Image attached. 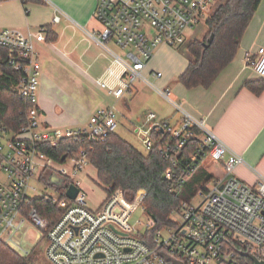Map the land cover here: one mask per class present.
Instances as JSON below:
<instances>
[{"label": "built area", "instance_id": "1", "mask_svg": "<svg viewBox=\"0 0 264 264\" xmlns=\"http://www.w3.org/2000/svg\"><path fill=\"white\" fill-rule=\"evenodd\" d=\"M216 1L96 0L94 17L101 25L96 33L98 39L103 45L113 41L127 49L124 59L113 55L106 75L97 84L106 88L105 78L114 75V67L120 64L124 68L119 77L121 86L109 89L114 97L120 98L129 92L135 82L146 81L143 70L156 48L184 44L186 30L201 23ZM59 18L55 15L53 20L57 22ZM36 34L45 39L43 28ZM0 46L7 48V62L19 73L16 91L32 103L19 130L7 129L0 121V244L8 245L5 235L15 229L17 219H22L41 231L40 240H46L47 264H173L161 252L183 264H250L251 260L242 253L264 259V178L260 177L255 184L236 178L234 169L242 162L241 157L212 132L204 119L182 111L179 128L163 120L137 131L145 151L153 145L151 130L165 131L167 137L160 153L171 163L163 175L171 191L180 188L186 176L207 158L222 170L221 175L198 185L190 200L182 201L173 209L172 222L157 230L147 244L143 239L145 233H135L127 223L133 208L141 205L144 192L139 191L135 202L130 204L118 188L102 206L92 210L79 181L75 180L90 165L87 152L69 149L65 159L58 162L44 151L46 146L54 147L64 140L93 141L116 132V106L97 108L86 125L79 128L47 124L41 119L37 102L41 64L32 41L15 29L1 28ZM258 55L251 65L258 76L264 77L263 48L258 49ZM152 76L159 78L161 73L154 71ZM156 91L169 98L167 89L156 88ZM154 119L155 114L148 113L147 121ZM192 139L198 142L193 147L190 146ZM46 169L70 178V184L78 187L76 196L61 206L64 211L52 225L36 207L28 208L29 199L34 197L31 192L36 191L31 182L41 181V173ZM107 189L112 190L110 186ZM117 194L119 201L115 199ZM41 197L60 201L47 195ZM153 224L149 218L148 227ZM112 227L127 235L121 236Z\"/></svg>", "mask_w": 264, "mask_h": 264}, {"label": "crops", "instance_id": "2", "mask_svg": "<svg viewBox=\"0 0 264 264\" xmlns=\"http://www.w3.org/2000/svg\"><path fill=\"white\" fill-rule=\"evenodd\" d=\"M225 1H216V8ZM95 4L96 0L29 1L25 5L20 0H0V29H15L33 43L41 64L37 102L41 119L51 126L82 127V121L87 123L97 108L116 106L120 100L129 109L125 96L138 89L133 86L120 98L109 93V89L117 87L112 86L115 82L120 83L119 77L124 72L121 64L114 67V75L105 78L106 88L97 84L106 75L113 55L124 59L125 53L122 56L112 49L111 41L103 45L98 39L96 33L101 25L94 17ZM55 15L60 17L57 22L53 20ZM40 28H43L44 40L36 34ZM259 48L264 49V0H260L249 21L234 58L209 87L187 88L178 82L191 57L185 49L187 54L175 60L168 45L156 48L143 70L146 81H142L152 89H167L170 93L169 98L158 93L170 105L152 112L153 123L165 120L179 128L182 111L204 119L212 132L241 157L234 176L248 184L264 178V88L255 94L246 87L247 83L264 80L251 65L259 56ZM164 53L170 56L161 57ZM154 71L160 72L161 77H153ZM208 164L205 165L207 172L221 175L220 165Z\"/></svg>", "mask_w": 264, "mask_h": 264}, {"label": "trees", "instance_id": "3", "mask_svg": "<svg viewBox=\"0 0 264 264\" xmlns=\"http://www.w3.org/2000/svg\"><path fill=\"white\" fill-rule=\"evenodd\" d=\"M22 4L29 1L20 0ZM260 0H226L221 3L206 19L207 36L188 41L186 51L190 55L186 70L177 78L185 87H209L218 74L232 61L238 49L240 39L254 15ZM213 34L210 45L203 50V42ZM7 48L0 46V121L12 131H17L24 123L27 112L32 106L29 99L22 97L15 89L19 73L13 71L7 62ZM253 93L259 94L264 88V80L246 84ZM153 145L148 151H140L122 138L117 132L110 133L104 139L88 141L86 139L64 140L57 146H46L44 151L55 161L70 150H85L89 163L97 171V182L107 190L109 196L118 188L122 190L127 203H134L139 191L144 192L141 200L143 210L153 220L143 239L150 244L156 231L169 225L171 212L182 201H188L194 195L197 186L213 177L199 164L186 176L184 184L176 191H171L163 180L165 171L171 167L168 159L162 157L160 149L166 140V133L160 128L150 132ZM192 139L190 146L197 145ZM40 180L55 189H65L72 180L51 169L41 173ZM110 186L112 190H108ZM119 200L118 194L115 197ZM36 207L39 214L52 225L62 215L64 209L58 202L46 197L35 196L29 199L28 208ZM37 246V245H36ZM35 246V247H36ZM33 247V248H35ZM248 261L247 258H243ZM30 255L21 257L8 245L0 244V264H35ZM252 262L250 261V264Z\"/></svg>", "mask_w": 264, "mask_h": 264}, {"label": "rangeland", "instance_id": "4", "mask_svg": "<svg viewBox=\"0 0 264 264\" xmlns=\"http://www.w3.org/2000/svg\"><path fill=\"white\" fill-rule=\"evenodd\" d=\"M216 5L217 3H213L212 6L208 8L207 13L201 23H199L194 28L186 30V42L184 44L168 46L171 52H173L170 55L174 56L175 60L177 58L180 59L182 56L187 54L185 49L189 40L207 36L206 33L208 30L205 19L216 9ZM109 46L119 54H122V56L127 50L117 47L112 41L109 42ZM170 55L168 53H164V55L161 57L168 58ZM149 80L154 81L152 78H149ZM112 86H121V83L115 82ZM135 87L138 89L136 90ZM134 88L135 89L132 93H128L125 96L126 101L129 104V109H127L122 100L116 103L118 110L117 120L119 122L116 132L122 138L131 143L136 149L144 152L145 148L142 143V137L135 132V129H146L150 125H153V121H147L148 113L156 112V108L158 107H164L165 109L169 107L170 104L161 98L155 89L148 87L142 81L135 82ZM107 97L109 100L113 101L111 96L108 95ZM165 104L167 105L166 107L164 106ZM85 123L86 122L83 120L81 126L85 125ZM210 162H213L210 158L205 159L200 168L205 169V167L208 166V163ZM75 180L79 181L82 191L86 195L87 205L92 210L98 209L100 206H102L109 196L107 190L98 184L96 170L91 166L85 167L83 171L78 173V175L75 177ZM31 185L36 188V191L31 192V195L34 197L47 195L54 199L59 198V206H63V204L69 202L68 198L65 196L64 189H55L39 180H33ZM149 218L150 217L143 210L142 205H136L128 217L127 223L133 228L135 233L138 232L140 234H144L147 228H149ZM173 218L176 217L174 216ZM175 220H177V218ZM40 232V230H35L31 228L30 225L25 224L22 219H17L15 229H13L8 235H5V241L7 242L8 246L19 256L29 257L32 255V257L36 260L35 264H47L44 257L46 240H40ZM32 245H34V247L36 245L37 246L33 248Z\"/></svg>", "mask_w": 264, "mask_h": 264}, {"label": "water", "instance_id": "5", "mask_svg": "<svg viewBox=\"0 0 264 264\" xmlns=\"http://www.w3.org/2000/svg\"><path fill=\"white\" fill-rule=\"evenodd\" d=\"M214 38V35L213 34H210L207 39H206V42H203V50H202V53H204L205 51V48H207L210 43L212 42ZM65 159V156H63L61 158V161H63ZM59 187H63L65 188V196L69 199H73L77 192H78V187H76L74 184H69L68 186H65V185H59ZM153 219V218H152ZM118 234H120L121 236H126L127 234L126 233H123V232H120L118 230H116L114 227H112ZM160 255L162 257H164L166 260L170 261L171 263L173 264H183L180 260L178 259H175L174 257L168 255V254H165L163 252L160 253ZM243 256L249 258L251 261H252V264H264V259H259L257 258L256 256L250 254V253H242Z\"/></svg>", "mask_w": 264, "mask_h": 264}]
</instances>
